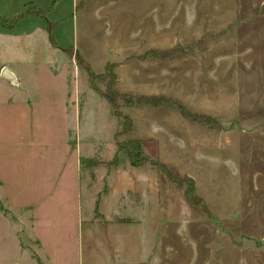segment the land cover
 Listing matches in <instances>:
<instances>
[{"label": "rangeland", "instance_id": "obj_1", "mask_svg": "<svg viewBox=\"0 0 264 264\" xmlns=\"http://www.w3.org/2000/svg\"><path fill=\"white\" fill-rule=\"evenodd\" d=\"M29 2L40 16L0 25V264H264V0H0V16ZM88 69L164 100L113 108ZM133 140L149 162L111 165Z\"/></svg>", "mask_w": 264, "mask_h": 264}, {"label": "trees", "instance_id": "obj_2", "mask_svg": "<svg viewBox=\"0 0 264 264\" xmlns=\"http://www.w3.org/2000/svg\"><path fill=\"white\" fill-rule=\"evenodd\" d=\"M29 4L30 5L25 9V11L22 14H19V16L15 17V18L0 16V25L3 26L2 23L4 20V23L7 21L11 22L10 25H4L5 27L12 26L18 18H21V17L28 15V14H35V15L40 16L42 11L40 9H38L36 7V5L32 4V2H29ZM50 40L52 43L55 44V41L52 38ZM64 50L66 52H70L71 48L70 49H64ZM106 70H107V67H106ZM88 72H89V81H90L91 86L94 89V91L97 92L100 96L104 97L109 102V104L112 105L113 108L117 107L118 106V100L116 99V96L121 97L123 95L119 94L113 88L106 89L105 91H103L102 89H100L98 86H96L93 83V81L97 80V79L104 80V78L106 76L114 77L113 76L114 74L111 71H108V73L96 75V74L92 73L90 69H88ZM125 98H126V96H123L124 103L126 105L137 104L140 106H142V105H154V104L159 103V102H157V100H160V99L164 100V98H162V97H154V96H139V97H137V100H134V101L131 98L127 99V100H125ZM183 110H184V108H183ZM184 115L192 116L191 112H188L186 110L184 112ZM124 122H126V123H124V127H122L123 128L122 130L126 131L130 128V122L131 121H130V119L126 118V121H124ZM119 153H123V155H125V158H127L129 160V162L132 166H140L146 162H149L148 157H146L143 154L139 142L135 141V140L130 141V142H126V143H120V142L117 143V149L114 153V157H113L112 161L110 162L111 165L117 164V162H118L117 155ZM154 164L165 167L164 165H162V164L160 165L157 162H155ZM165 170H166V167H165Z\"/></svg>", "mask_w": 264, "mask_h": 264}, {"label": "crops", "instance_id": "obj_3", "mask_svg": "<svg viewBox=\"0 0 264 264\" xmlns=\"http://www.w3.org/2000/svg\"><path fill=\"white\" fill-rule=\"evenodd\" d=\"M107 62V61H106ZM125 67V66H124ZM126 69V71L127 72H130V69H128V68H125ZM121 71V70H120ZM120 71H118V76H119V79H120V81L118 82V84H119V86H120V89L122 90V91H124V90H126L125 92H129V90H131V91H134L135 89L132 87V86H136L135 85V83H136V77H135V75H130V77L127 79L125 76H124V69H122V73H123V75L121 74L120 75ZM12 74H14V72L13 71H10ZM16 75V74H15ZM17 77V76H16ZM125 78V79H124ZM17 81H18V77H17ZM148 110V109H147ZM144 113L146 114L147 112L145 111V109L143 108H139L137 111L136 110H132L131 109V111H130V114H131V116H132V119L133 120H137L138 118H140V117H142L143 115H144ZM110 175V174H109ZM108 175V177H110ZM106 182H108V179H106ZM132 182L130 181V184H131ZM140 183H146V184H149V181L148 180H146V179H143V180H141L140 181ZM124 185V184H123ZM107 186H108V190H107V192H106V194L104 195L105 197L107 196V195H109V194H112L113 192H114V189L117 191V194H120V192L122 191L121 189H119V188H116L115 186H113L112 187V185L111 184H107Z\"/></svg>", "mask_w": 264, "mask_h": 264}, {"label": "water", "instance_id": "obj_4", "mask_svg": "<svg viewBox=\"0 0 264 264\" xmlns=\"http://www.w3.org/2000/svg\"><path fill=\"white\" fill-rule=\"evenodd\" d=\"M1 75L9 79H12V73L7 68H3L1 70Z\"/></svg>", "mask_w": 264, "mask_h": 264}]
</instances>
